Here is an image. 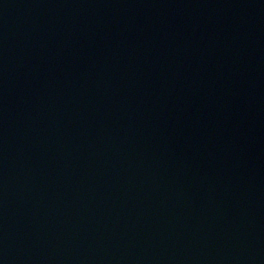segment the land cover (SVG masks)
I'll return each mask as SVG.
<instances>
[{
  "label": "water",
  "instance_id": "1",
  "mask_svg": "<svg viewBox=\"0 0 264 264\" xmlns=\"http://www.w3.org/2000/svg\"><path fill=\"white\" fill-rule=\"evenodd\" d=\"M0 264H264V0H0Z\"/></svg>",
  "mask_w": 264,
  "mask_h": 264
}]
</instances>
